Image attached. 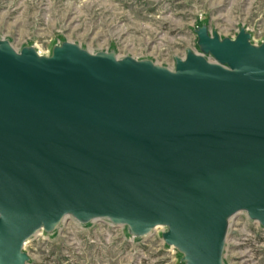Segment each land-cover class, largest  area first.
Instances as JSON below:
<instances>
[{
    "label": "water",
    "instance_id": "water-1",
    "mask_svg": "<svg viewBox=\"0 0 264 264\" xmlns=\"http://www.w3.org/2000/svg\"><path fill=\"white\" fill-rule=\"evenodd\" d=\"M196 34L173 69L0 40V264H28L68 217L165 227L185 264H225L240 212L264 227V42Z\"/></svg>",
    "mask_w": 264,
    "mask_h": 264
},
{
    "label": "rangeland",
    "instance_id": "rangeland-1",
    "mask_svg": "<svg viewBox=\"0 0 264 264\" xmlns=\"http://www.w3.org/2000/svg\"><path fill=\"white\" fill-rule=\"evenodd\" d=\"M235 38L242 27L264 42V0H0V40L20 51L50 56L56 45L75 43L91 53L151 59L170 69L188 50L199 53L196 29ZM210 60H213L208 56ZM165 227L134 238L123 225L66 218L53 233H40L24 250L28 264H185L165 244ZM225 264H264V228L240 212L230 220Z\"/></svg>",
    "mask_w": 264,
    "mask_h": 264
},
{
    "label": "built area",
    "instance_id": "built-area-1",
    "mask_svg": "<svg viewBox=\"0 0 264 264\" xmlns=\"http://www.w3.org/2000/svg\"><path fill=\"white\" fill-rule=\"evenodd\" d=\"M256 223H258V222H256ZM258 224H259V223H258ZM259 225H260V224H259ZM260 226H261V225H260ZM261 227H263V226H261ZM263 228H264V227H263ZM40 233H45V232L42 231V232H40ZM40 233H38V234H40ZM38 234H37V235H38ZM132 237H133V236H132ZM134 238H135V237H134ZM170 247H172V246H170Z\"/></svg>",
    "mask_w": 264,
    "mask_h": 264
},
{
    "label": "bare ground",
    "instance_id": "bare-ground-1",
    "mask_svg": "<svg viewBox=\"0 0 264 264\" xmlns=\"http://www.w3.org/2000/svg\"><path fill=\"white\" fill-rule=\"evenodd\" d=\"M212 34V33H211ZM213 35V34H212Z\"/></svg>",
    "mask_w": 264,
    "mask_h": 264
}]
</instances>
